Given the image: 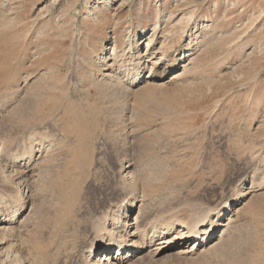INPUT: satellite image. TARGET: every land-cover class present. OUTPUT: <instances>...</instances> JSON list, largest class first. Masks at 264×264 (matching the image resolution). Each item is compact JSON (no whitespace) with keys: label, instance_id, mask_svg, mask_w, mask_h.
<instances>
[{"label":"rangeland","instance_id":"1","mask_svg":"<svg viewBox=\"0 0 264 264\" xmlns=\"http://www.w3.org/2000/svg\"><path fill=\"white\" fill-rule=\"evenodd\" d=\"M0 139V200L27 217L0 264H97L110 189L169 238L202 211L225 213L210 243L232 222L184 255L140 237L124 264H264V0H0Z\"/></svg>","mask_w":264,"mask_h":264},{"label":"bare ground","instance_id":"2","mask_svg":"<svg viewBox=\"0 0 264 264\" xmlns=\"http://www.w3.org/2000/svg\"><path fill=\"white\" fill-rule=\"evenodd\" d=\"M208 20L214 21L215 20L214 16L209 17ZM156 27L157 26H154V28H153L154 31H155ZM145 31H146V28L143 27V32H145ZM152 35H153V37L151 36L152 38L149 39L148 46L150 45L151 41L154 38V34H152ZM142 36H146V33H143ZM149 55H151V54H149ZM183 60H185L184 56H182L180 61L184 62ZM154 64H156V62H154L151 65V68H152V66H154ZM148 67H150V66L146 65V68H148ZM117 77H118V75H117ZM40 136H42V135H40ZM45 144H46V142H45ZM46 146H47V144H46ZM44 159L45 158H43V160ZM13 160H14V158H13ZM18 160H19L18 158H15V160L13 161V167L18 166ZM22 160H24V159H22ZM0 161H1V158H0ZM0 163H2V162H0ZM24 164H26V163H24ZM130 164L125 165V166L122 165L123 166L122 170H125L124 169L125 167L130 168L133 165V164L132 165H130ZM25 170H26L25 172H28L30 169L27 170V168H26ZM132 172H133V169L129 170L127 173H132ZM18 173H20V172H18ZM134 175H137L136 172L134 173ZM25 178H24V180H25ZM135 179L133 178V180H131L130 182L128 181L129 183L126 181L127 183H124V185H128L129 190H131V192L139 195V197L140 196L142 197L144 194L140 193L139 189L136 188L138 181ZM139 182H140V179H139ZM113 191H114V189L109 190L110 197H108V198H106V197H104V198L100 197L99 198L98 197L100 199L99 201L100 202L105 201L107 203L108 207L103 208L101 210V212L99 211L96 214V219H95V222H94V225L92 228L93 238L90 242V246L84 248V253H83V258H82L83 260L87 259L88 257L93 256L94 258H96L95 261H97V264H124L128 260H131L136 255H138L139 254L137 252L138 250L140 253L142 252L143 249L139 245H145V244H139V243H141L142 241H146L147 244L150 246L154 242H156V240H157V244H159V246L157 247L158 252H161L160 250H164L166 248V246H168V245L172 246V243L174 244L176 242H181L182 244H186L184 247L178 248L177 253H179V254L181 253L184 255V254H188L191 252H196L202 245H206V243L208 245L213 240L214 236L216 235L217 228L220 226V224H222V222H220V221H222L223 217H225L224 216L225 213H223L221 211L217 214L218 218L216 219V221L215 220L210 221L211 217H210L209 213H203V211H202L197 215L198 217L193 222L185 224L184 226H182L183 228L181 230V233H180L181 235L179 237L175 236V237L169 238V236H165V234L170 233L172 231V229L175 227V226L173 227L171 223H166L165 221H163V223L159 224L158 220H155V218H154V219H149L147 221V223L145 225H143V228H141L142 222L145 218V213L143 211V209L145 207H143V209H142V206H139L138 212L134 218V222L131 223V225H129L128 224V211H130L132 209V206H135V202L132 201V203H130L127 200V201L117 205V204H115L114 199H113V194H112ZM30 196H31V194H30ZM127 197L129 198L128 195H127ZM20 198H23V197H20ZM105 199H107V200H105ZM5 201L6 200H4V199L0 200V208H1V211H0V233L3 232V234L6 233V231H10L12 229L14 232L17 231L19 226L21 225L20 223L22 221L24 222V219L26 217V216L25 217L22 216V219L16 222L15 216L20 214L23 205H19V206L16 205V206L8 209V204H7L8 201L6 203H4ZM137 201H141V199H137ZM31 210H32V208H31ZM3 212L6 215L1 216ZM201 214H203V217L201 216ZM10 217H11V219H10ZM230 218L231 217H229V219ZM26 219H27V217H26ZM6 220H10V221L7 222ZM14 222L17 224L19 223L20 225H17L16 227L13 228L14 225L12 223H14ZM231 223H230V220L228 221V223H226L227 227L225 229H223L222 234L219 235V238H218L219 240L217 239V240L213 241L212 243H210L209 246L214 248L215 246H213V245L216 244V247H217L218 245L221 244L220 243L221 241L223 244H224L225 240H226V242L228 241L226 238V235H227V233H229L228 232V230L230 229L229 224H231ZM9 224H11L12 227ZM23 226H25V225H23ZM130 226L135 227L133 231H131V229H129ZM116 230H118L119 232L118 231L115 232ZM227 236H229V234ZM137 237H138V239H137ZM140 237H141V242L139 241ZM1 241H2V243L4 242V240H1ZM225 246H227L226 243H225ZM228 246H229V244H228ZM228 246H227V252H228V248H229ZM219 248H221V247L219 246ZM154 249H155V247H154ZM225 250H223L224 253H225ZM114 251L117 252V254H114ZM143 255H145V254H143ZM14 257H15V259L17 258L16 255ZM141 257H142V255H141ZM141 257L138 256V258H141ZM24 259L20 258V257L17 258V261L15 262V264H25ZM7 260H9V259H7ZM11 264H13V263H11ZM26 264H32V263L27 262Z\"/></svg>","mask_w":264,"mask_h":264}]
</instances>
